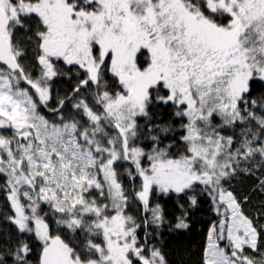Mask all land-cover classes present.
I'll list each match as a JSON object with an SVG mask.
<instances>
[{"label":"snow or ice","instance_id":"1","mask_svg":"<svg viewBox=\"0 0 264 264\" xmlns=\"http://www.w3.org/2000/svg\"><path fill=\"white\" fill-rule=\"evenodd\" d=\"M57 62L77 79L49 108ZM169 105L179 136L153 119ZM257 172L264 194V0H0V264L36 241L37 264H168L138 230L166 222L154 189L195 207L197 186L217 215L200 264H264V213L225 187Z\"/></svg>","mask_w":264,"mask_h":264},{"label":"trees","instance_id":"2","mask_svg":"<svg viewBox=\"0 0 264 264\" xmlns=\"http://www.w3.org/2000/svg\"><path fill=\"white\" fill-rule=\"evenodd\" d=\"M28 57V62L31 63L32 66H38L35 63L33 53L31 51L28 52ZM57 65L61 66L60 69L63 72L68 73L71 76V79L62 75L55 78L52 82L53 98H55V100L49 102V104L52 103V108L56 106L57 92H59L60 96H63L66 90L70 91L71 86L77 79L76 68H70L71 66L65 65L63 62H57ZM31 73L33 77L39 75V67L37 69L31 68ZM80 75L82 76L83 73H80ZM105 79L109 80V83L112 81L111 76L108 75H106ZM260 87L261 85L259 82L254 84V88L259 89ZM43 109V112L46 114L47 110L45 108ZM173 111L174 109L171 105L160 106L159 117L153 118L155 123L161 125L171 124L172 127L176 129L175 132L168 134L169 137L181 135L182 132L179 130V125L181 122L186 123V118L175 117L173 115ZM47 114H49V112ZM144 122L145 121L143 118L138 120V123L141 125H143ZM214 122L218 123L219 119L216 118ZM224 134L228 135L230 133L226 131ZM160 135L162 136V139H165V142H168L167 138H165L163 134ZM148 143L149 141L144 140L142 146ZM125 166H123L122 170H120L121 173H123ZM127 167H130V165L126 166V168ZM259 176V172H257L256 176L239 174L229 183H225V187L233 191L238 200L241 201L242 208L245 210V213L250 216H254L257 213H264V208L260 207L261 204H264V194H262L257 189V177ZM123 179L125 185L127 186V178L124 177ZM136 183L139 184L138 179ZM192 194L194 193L189 192L187 194H180L178 197L175 193L165 195L163 193L153 191L151 203H158L164 208L166 222L159 228H157L155 225H149L147 226V229H145V226L142 225L138 230L141 237H143L145 230L152 234L149 241H151V244H154L156 247L162 250L168 264H200L201 253L205 243L209 224L210 222L217 220V215L212 210L211 199L206 193L200 191V186H197L196 194L198 203L195 207H190L188 202V196ZM244 197H248V200L244 201ZM179 205H183L184 208L181 209ZM42 208L44 212H49L48 206L42 205ZM0 211H7L8 214H12L10 207L6 208L2 179H0ZM131 214L137 216L138 220H140L143 216H150V214L143 213L142 211L138 212L137 210H132ZM181 216H183L186 222L189 224L188 229L175 228V224L178 222L177 217ZM47 218L50 227L55 231L58 226L55 224L54 218L51 217V215H49ZM256 218L258 223L264 224V216H257ZM3 227H5L4 222L0 220V228ZM60 231L61 232L59 234L67 238L65 233L67 230L61 228ZM35 245L36 247L34 253L30 257L33 260V264H37L40 247L38 241L35 242Z\"/></svg>","mask_w":264,"mask_h":264},{"label":"rangeland","instance_id":"3","mask_svg":"<svg viewBox=\"0 0 264 264\" xmlns=\"http://www.w3.org/2000/svg\"><path fill=\"white\" fill-rule=\"evenodd\" d=\"M28 60H29V57H28ZM39 66H32V68L33 69H37ZM61 66H58V68H60ZM70 68H73L72 66L70 67ZM108 76H111L110 75V73L109 74H107ZM113 81H111L110 82V84L112 83ZM22 86H24V85H22ZM118 90V89H117ZM53 100H55V98H53L50 102H52ZM51 104L52 103H50L48 106H49V108H52L51 107ZM44 107L43 106H41V108H40V111L44 114V115H46V116H48L50 119L52 118L51 117V114L49 113V114H47L48 113V111L46 112V114H45V112H43V109ZM54 108V107H53ZM123 166H125V164H123V165H121L119 168H118V171H120V170H122V167ZM126 166H128V164H126ZM126 166L124 167V168H126ZM139 181V180H138ZM153 191H156L155 189L153 190ZM132 213V212H131ZM61 232V231H60ZM66 233V235L68 236L69 234L67 233V232H65ZM53 234H56V232L55 231H53Z\"/></svg>","mask_w":264,"mask_h":264},{"label":"flooded vegetation","instance_id":"4","mask_svg":"<svg viewBox=\"0 0 264 264\" xmlns=\"http://www.w3.org/2000/svg\"><path fill=\"white\" fill-rule=\"evenodd\" d=\"M138 235H139V232H138ZM149 243L151 244V241H149Z\"/></svg>","mask_w":264,"mask_h":264}]
</instances>
